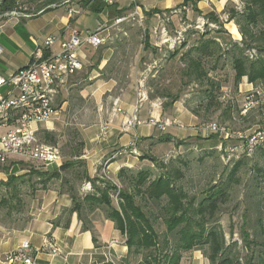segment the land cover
Listing matches in <instances>:
<instances>
[{"label":"rangeland","instance_id":"obj_1","mask_svg":"<svg viewBox=\"0 0 264 264\" xmlns=\"http://www.w3.org/2000/svg\"><path fill=\"white\" fill-rule=\"evenodd\" d=\"M17 2L13 10L26 9L30 12L34 10L33 6H29L25 1ZM188 7L192 10L191 4ZM243 7L238 0L235 3L228 1L222 12L215 13L221 27L218 24L207 23L206 17L194 11L189 14L185 11L181 12L170 19L165 26L166 36L163 37V41L166 44L162 45L161 51L145 48V29L131 19L124 21V31H110L109 37L114 38V41L108 46L100 47L101 50L109 47L112 52L110 62L104 68L103 78L105 80L111 78L116 82V91L103 96V100L106 101L109 96L120 95L123 92H129L136 98L137 92L141 91L145 94L148 103L157 102L160 106V120L176 117L182 110L188 116L196 117L194 124L226 123L232 127V130L247 134L264 130V103H253L246 113H242L248 102L246 96L250 94V88L254 87L248 82V86H245V78L235 86L232 53L227 52L230 49V41L238 43L241 41L239 26L235 21L227 22L229 18L227 12L231 8L239 12ZM91 16L94 19L95 15ZM146 26L149 25L145 23V28ZM261 28L262 26L259 25L252 30L258 32ZM178 36L181 37L179 44L175 41ZM160 37L158 33L156 38L162 40ZM209 39L215 40L218 47L211 45L212 55L198 57L195 49L201 42ZM154 41L150 38V43ZM259 44L260 48H264V42ZM256 56L264 59V52L259 53L256 49ZM197 58H200L201 67L207 72V77L202 80H195L194 75L190 77L184 74L188 67L192 68L191 61ZM86 71L77 75V89L88 84L84 74ZM260 88L264 91V86ZM175 97L177 101L171 103ZM251 100L255 102V99L251 98ZM75 105L77 110L65 111L60 130L53 132L56 139L54 145H57L62 153V164L72 155L81 153L75 115L85 109L90 113L94 102L87 98L76 101ZM176 109H179L178 113ZM189 128L192 130V127L187 126L185 129ZM191 130L187 131L182 139L180 136L174 137V141H171L172 136L167 133H157L153 143L142 148L140 156L155 157L158 164H164L171 172L179 170L181 177L176 179V184L183 188L189 198L194 199L195 206L210 193L213 187L225 186L223 198L218 203L219 207L206 227L215 226L221 231L225 246H228L230 253L237 254L241 264H247L264 249V152L257 150L250 156H242L233 159L230 163H224L219 153L214 150L219 144L217 137L211 135L202 138L190 135ZM152 147L154 149L151 152ZM236 163L239 165L233 171ZM145 164L149 166L151 163L147 161ZM12 167L13 171L10 170ZM54 168V166L44 168L27 161H12L5 166L0 165V182H6L9 176L18 177V180L8 188L0 186V225L8 228L29 221L31 204L37 190L57 189L62 186V190L67 194L70 192V189L67 190L70 183L71 189H74L78 197L82 198L85 192H88L83 191V186L88 180L74 173L75 171L81 175L80 166L62 172L60 180L43 183L49 173L43 177L37 174L52 172ZM161 171V166L152 167L154 175ZM113 180L122 187L118 180ZM111 194V199L116 202L115 191L111 190ZM137 200L140 202L139 198ZM140 204L153 218L154 227L162 237L165 227L160 216L163 214L161 207L165 201ZM112 205L116 206L114 202ZM82 214L88 225H91L92 214L105 216L101 208L90 211L84 209ZM99 222L98 219L95 227H98ZM242 232L248 235L247 240L243 239ZM169 238L174 241V235ZM233 243L235 245L232 246ZM202 251L208 254V247L203 246ZM135 259L136 261L131 260V264L139 261L141 255L136 256Z\"/></svg>","mask_w":264,"mask_h":264},{"label":"crops","instance_id":"obj_2","mask_svg":"<svg viewBox=\"0 0 264 264\" xmlns=\"http://www.w3.org/2000/svg\"><path fill=\"white\" fill-rule=\"evenodd\" d=\"M17 1L15 0V4L18 3ZM21 1L33 6L34 10L31 12L22 10L24 14L29 15L28 17L10 16L1 21L0 45L3 53L0 55V75L2 76H8L27 66L36 46L43 43L47 37L53 36L63 41L68 38L71 27L83 31L94 29L98 24L108 28L109 33L115 30L114 21L127 17L135 6L140 9L142 17L141 24H137L155 40L154 43H150L149 38L151 49L161 51L162 45L166 42L163 41V36L160 37L162 40L156 38L159 30L164 27L166 31L165 26L170 19L181 12L185 11L188 14L192 12L188 5L182 6L184 0H119L113 6L103 8L99 13L83 5L82 0H69L64 4L66 0H61L45 7L41 5L48 0ZM228 1L236 2V0H193L201 16L211 12H222ZM38 9L40 10L36 14H30ZM118 13L122 15L119 16ZM164 14L168 16L169 21L162 25L161 18ZM91 15H95L94 19ZM123 23L119 25V30L122 32L124 31ZM145 23L149 25L146 26L147 28ZM99 48L84 46L79 50L84 68L68 79L57 101V117L41 129L52 133L58 132L63 123L65 111L77 110L76 101L87 98L92 100L94 106L90 113L88 109H85L75 115L76 129L81 143L79 159L83 160L87 175L91 179L97 177V172L107 162L105 168L111 181L115 183L113 179L117 180L120 169H139L148 166L145 164L146 160H140L139 156L130 155L128 151L116 158L111 157L115 152L128 147L133 142L137 144L139 155L142 148L153 143L157 133H161L150 122L160 120V106L157 102L142 101L136 112L141 124L127 131L123 130V121L133 113L137 96L135 98L129 92L120 90L123 94L111 95L108 100H103V96L116 91V82L111 78L107 80L103 78L104 68L110 62L112 52L109 47L102 50ZM57 49L58 44L52 48L53 51ZM84 70H87L84 74L88 84L77 89V75ZM244 85L248 86L247 80ZM116 107L125 113L115 112ZM176 111L178 113L179 109ZM179 113L176 117L166 118L178 121L182 125V128L171 127L162 133L171 135V141L178 136L182 139L186 132L191 130L190 128L186 130V126L193 128L196 125L194 124L196 117L188 116L182 110ZM87 118L88 121H86ZM103 131L105 134L101 137ZM189 133L195 135L193 131ZM153 149L154 147L151 148V152ZM10 170L13 171L14 168ZM70 207L69 196L60 188L37 190L31 204L29 221L8 228L0 225V264H23L6 259V256L17 250L23 242H29L36 251L35 264H106L119 262L127 256L125 238L109 219L103 215L99 217L92 214L91 230L82 231V222L77 214L69 215L65 212ZM98 219L99 225L95 227ZM65 222L68 224L66 228L62 227ZM92 233L97 240L96 244L92 242ZM50 245L57 250L55 254L51 253ZM180 264H209V261L202 251L194 249L182 257Z\"/></svg>","mask_w":264,"mask_h":264},{"label":"trees","instance_id":"obj_3","mask_svg":"<svg viewBox=\"0 0 264 264\" xmlns=\"http://www.w3.org/2000/svg\"><path fill=\"white\" fill-rule=\"evenodd\" d=\"M59 1L61 0H48L41 6L45 7ZM82 2L83 5L97 13L105 7H110L100 0H82ZM238 2L244 6L241 11L238 12L235 8H231L227 12L229 15L227 22L235 21L239 26V34L241 35L240 43L230 41V49L227 51L232 53L234 84L237 86L245 77L254 88H260L264 86V59L260 56L251 58L248 52H255L256 49L259 53L264 52V48H260L259 44L264 42V0H238ZM189 4H191L192 11L201 15V12L194 6L193 0H184L182 6ZM14 7L15 0H6L0 5V13L12 11ZM39 10L30 14H36ZM118 15L121 16L122 14L118 13ZM204 17H206L207 23L220 26L219 18L214 12L204 15ZM259 25L262 28L258 32H254L252 29ZM144 45L145 48L151 49L147 32L144 36ZM211 45L218 47L213 39L201 42L195 49L198 57L212 55ZM191 64L192 68L188 67L184 73L186 76L194 75L195 80H202L207 77V72L201 67L200 58L192 60ZM176 101L177 98L175 97L171 103ZM41 132L39 133L40 140L54 145L56 142L55 134L45 130ZM215 147L214 150L217 151ZM138 156L140 160L149 161L151 164L144 169H120L117 173V180L118 183L122 184V187H117L99 178H89L83 160L79 159L80 153L72 155L58 168L55 167L52 172L47 171L37 175L43 177L49 173L43 182L49 183L52 180H60L62 178L61 173L72 167H82L81 175L74 170L72 171L80 178L87 179L86 183L90 182L91 190L85 192L86 194L80 198L74 189H71V184L68 183L67 190L70 189V192L67 195L71 200V207L65 212L69 215L76 213L82 222L81 230L90 231L91 227L85 221L82 212L84 209L90 211L101 208L105 217L124 236L127 256L117 263L108 262L106 264H131V260L136 261L135 258L138 255H141V259L134 264H180L185 254L194 249L202 251L203 246L208 247V254L202 252L209 264H241L237 254H231L228 246H225L221 231L215 226L206 227L219 207L218 203L223 198L225 186L213 187L210 193L195 206L194 199L189 198L183 188L176 184V179L181 177L179 170L174 172L167 170V167L164 164H158L157 159L153 156ZM238 165L239 163L234 165L233 171L237 169ZM153 166H161L162 171L154 175ZM17 180L18 177L9 176L6 182H0V186L8 188ZM58 188L62 190V186ZM111 190H114L115 194L118 193L117 203L111 199ZM138 198L140 202H138ZM162 200L165 201V204L161 207L163 214L160 218L163 221L165 232L160 237L154 227L153 218L140 203H159ZM112 202L116 204L115 207ZM67 226V222L62 224L64 228ZM171 235H174L173 242L169 238ZM242 237L247 240L248 235L242 232ZM92 242L94 244L97 242L93 233ZM247 264H264V249L259 251L258 255Z\"/></svg>","mask_w":264,"mask_h":264},{"label":"built area","instance_id":"obj_4","mask_svg":"<svg viewBox=\"0 0 264 264\" xmlns=\"http://www.w3.org/2000/svg\"><path fill=\"white\" fill-rule=\"evenodd\" d=\"M100 1L106 6H111L119 0ZM66 2H69V0L64 1L63 4ZM71 12L73 11L71 10ZM10 16L28 17L29 15L24 14L23 11L16 10L0 13V30L3 18ZM128 19L141 24V12L137 6L134 7L127 17L116 19L113 28L120 31L119 25ZM161 19L162 25L169 21L166 14ZM107 30L108 28L98 24L94 29H85L83 31H78L71 27L69 28L68 38L63 41L57 37L49 36L43 43L36 46L27 66L16 70L8 76L0 75L1 166H5L12 161L32 162L44 168L51 166L58 168L62 164L60 148L57 145L40 140L39 133L43 131L41 126L48 124L54 117H57V101L62 89L71 76L84 68L79 50L84 46L96 49L109 45L114 41V38L109 37L110 32L108 33ZM159 34L163 37L166 35L164 27L159 30ZM179 36L175 39L177 44L181 42V37ZM114 37L116 38L117 35L115 34ZM56 44H58V49L53 51L52 48ZM2 53L3 49L0 45V55ZM248 55L253 58L255 57V52L250 51ZM245 80L247 79L245 78ZM249 91L250 94L246 96L248 102H246L242 113H246L253 103H264V91L261 88L251 87ZM251 98L255 99V102ZM145 100H147L145 94L138 91L134 111L123 121V130L127 131L141 124L137 119L136 112L140 103ZM115 112L125 113L119 107L115 108ZM150 123L161 133L171 127L182 128L178 121L170 119L155 120ZM192 131L196 136L202 138L211 135L216 136L219 144L215 149L220 153V159L224 163H230L233 159L242 156H250L257 150L264 152V130L247 134L232 130V127L226 123L205 122L196 124ZM104 134L103 131L101 137ZM127 151L130 155L137 157L139 153L136 142L115 152L111 158L121 156ZM106 164L107 162L102 165L100 171L97 172L96 178L107 182L110 181V183L118 187L116 183L111 181L105 168ZM89 190H91V184L87 182L83 186V191ZM117 194L116 192L114 197L116 201ZM49 249L52 254L57 252L51 245ZM35 253L36 251L30 246L29 242H23L17 250L8 254L6 259L11 262L19 261L23 264H35Z\"/></svg>","mask_w":264,"mask_h":264},{"label":"water","instance_id":"obj_5","mask_svg":"<svg viewBox=\"0 0 264 264\" xmlns=\"http://www.w3.org/2000/svg\"><path fill=\"white\" fill-rule=\"evenodd\" d=\"M6 0H0V5L3 4Z\"/></svg>","mask_w":264,"mask_h":264}]
</instances>
